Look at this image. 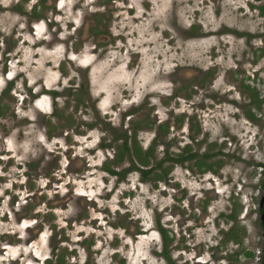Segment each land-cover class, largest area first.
<instances>
[{"label":"rangeland","instance_id":"rangeland-1","mask_svg":"<svg viewBox=\"0 0 264 264\" xmlns=\"http://www.w3.org/2000/svg\"><path fill=\"white\" fill-rule=\"evenodd\" d=\"M36 1L0 0V264H44L54 244L61 264H261L264 104L250 121L241 86L264 96L253 73L264 66V0H48L34 17L27 13ZM93 12L94 32L110 43L78 41ZM129 109L134 116L119 120L125 133L147 119L156 120L153 131L167 125L158 158L163 143L176 154L189 142L190 125L203 139L198 152L217 155L200 171L194 162L164 163L165 182L137 189L131 174L115 185L102 171L111 154L98 142L102 116L115 122ZM58 180L59 195L84 196V205L49 207ZM108 219L131 220L142 235L115 236L102 226ZM155 220L169 240L165 259L153 251L161 246L148 230Z\"/></svg>","mask_w":264,"mask_h":264},{"label":"flooded vegetation","instance_id":"flooded-vegetation-1","mask_svg":"<svg viewBox=\"0 0 264 264\" xmlns=\"http://www.w3.org/2000/svg\"><path fill=\"white\" fill-rule=\"evenodd\" d=\"M47 1L48 0H37L35 2L34 6L29 9V12L27 14H33V16L36 17L40 12H42L46 8ZM20 5H22V3L18 2V4L14 7H15V9L18 10L19 14L24 16V14H26V12L25 13L21 12L22 10H20L18 8ZM103 7H105L104 4H103ZM94 14H95V12H93L92 17L90 16V19L88 20V22L83 23L82 30H81L83 33V37H80L78 41L86 42V44L88 46H91V45L94 46V44L98 43V42L110 43V41H111L110 37L104 36L101 32H99V33L94 32L98 27L97 23L93 19ZM34 35H35V33H34ZM92 48L94 49V47H92ZM93 49H92V51H93ZM252 58H253L252 63H254V61H255L254 56H252ZM253 73H254V78H256V81H257L256 83H259V84L262 83L263 87H264V80L263 81L260 80L261 73H264V66L262 68L255 70ZM8 79H10V78H8ZM245 79H246V77H245ZM245 79L243 80V83H246ZM247 82H250V80H247ZM241 87H243V89L250 92L249 103H251L252 105H251V114L248 117L250 118V121H253L254 115L252 114V111H254V110L258 111L259 106L261 104H264V96L261 97V99H259V97H258L259 95L256 93L255 90L251 89L249 86H246V85H244V86L242 85ZM50 94H54V96H57L58 92L52 91V93H50ZM142 98L149 99V103L152 102L150 96H146V97L143 96ZM156 98H157V96H156ZM168 98H176L175 92L168 95ZM210 99H211V97L207 100H210ZM217 100H219V98H217L216 101ZM256 101H257V103H256ZM149 106L153 107V104L151 103ZM51 109H52V112H51L50 118L55 119L57 116V112H55L53 107ZM95 114H97V113H95ZM262 114H264V113H261L258 111V114H257L258 118H260L262 116ZM99 115H100V112H99ZM121 115H123V117L125 115L129 116L130 117L129 120H130L132 118V116H134V112H132L131 109H129L128 111L123 112V114L119 113V117H118L117 121H115V122H111V120H109V119L105 120V118L102 116V118L106 122V126H107L106 130H103L106 137L103 135L102 136L103 138L98 139L99 145H102V147H108V149L111 151V154L109 155L108 160L105 162V165L103 166L102 171L106 177H111V178L115 179V185H117V184H122V185L127 184L128 185V182H129L128 176L131 174H135V175L137 174V179H135L137 182V189L140 188L139 187L140 183L152 182V183L158 184L157 175L159 173L157 174V171H158V162L160 160H164L166 165H168V166L172 162V160H178V159H180V160L182 159L183 164H185L186 162H194L195 167L200 171L201 169L205 170V168H206L204 165L205 160H207L209 158H214L217 155L215 153L208 155V154H201L198 152L200 146L203 144L200 141H203V139L200 141L195 140V137L198 135L199 130L198 129H192L194 126L190 125L186 128V139L189 142L184 143L182 145H179V148H178L176 154L169 153L168 145L163 143V145H164L163 156L161 158H158L157 147L159 145L158 138H160V136H159L160 133L158 132V130L163 135L162 137H166L167 135L169 137V134L167 132V125H163V124L158 123V125L155 128V131H153V126L155 124H157V122H156V120L153 121L152 119L151 120L147 119V121L144 123L145 124L144 126H141L142 124L139 122H134L133 124H131L129 132L125 133L124 129L128 128V127H125L124 129L121 128V122H119V120L121 119ZM95 117H97V116H95V115L92 116V119L94 120V122H95V120H97ZM92 125L89 124L87 126V128L89 130L93 129ZM179 126L180 125H178V127ZM141 127H142L143 132H146L145 133L146 135H148V134L150 135V139L145 143V144H147L146 145L147 147H145L143 150L138 148L139 145L142 146V143L140 142V140L138 138V135L141 132ZM122 129L124 131H122ZM118 131H120V132H118ZM172 141H174V140H172ZM143 144H144V142H143ZM204 145H207V144L204 143ZM194 147L196 149H194V150L191 149ZM166 153H167V157L169 159L166 158ZM253 154H254V152L252 153V155ZM143 158H145L146 162L150 161L151 164L152 163H156V164L152 165L151 168H145L140 163ZM175 165H180V164H173L172 167ZM257 167H259V169H261L260 170L261 174L259 175V178H261V180L259 182V187L264 189V186H262V183L264 181V164L257 162ZM204 170H202V171H204ZM142 171H145V172L149 171V173H147L145 176H143L141 173ZM112 172H114V173H112ZM107 179H109V178H107ZM59 184H60L59 180L56 181V184H55L56 186L54 187L55 191L53 192L55 195L54 196V202L49 201L48 202L49 207L52 204L61 203L63 208L64 207H70L74 210L73 204L75 203L76 200H79V201L81 200L82 204L84 203V198H85L84 196L77 198L75 194L74 195L72 194L70 196H68L67 194L59 195V191H60ZM56 195H58V196H56ZM26 199L28 200L29 197H27ZM262 200H263V202H262ZM42 203L43 202H41L37 205L45 206ZM263 206H264V196L261 197V199L259 201V205H258V213L260 214L259 229L261 230V236H262V239L264 241V209H263ZM260 210H263V212L260 213ZM49 213H52V211L44 213L43 218L45 220H46V216L51 215ZM26 214H27V210H25L23 212V214H21V216H22V217L20 216L21 219L24 218ZM229 220H235V218L230 217ZM110 221L111 220L108 219V221L105 224H103L102 226H105L108 229V231H110L115 236H117L118 233H122L123 235H126V232H130V231L134 232V234L136 236L142 235L143 231L140 234L137 233V230L135 228L137 226L136 225L133 226V224H131V223H133V222H131V220H129V223L127 222V220L121 221L119 223H114V222H112V221L110 222ZM150 229L151 230L153 229V232L156 233V236H157V234L160 235L159 237L161 240V246L159 247L156 244L153 251H154V253L161 255L163 257V259H165V257L163 256L164 250L167 252L166 253L167 255L169 254V251L167 250L169 240L167 239L166 231L162 230L158 226L156 220L154 222H151V226L149 227L148 230H150ZM27 231H30V229L28 228ZM160 231H163L165 233V237H163V235L160 233ZM51 237H53V236L50 233L49 240L51 239ZM232 237L236 238V236H232ZM27 239H28L27 241L31 240L28 237H27ZM49 244H50V241H49ZM263 249H264V245H263ZM58 252H59V250H58L57 245L56 244L52 245L50 250H49V255L51 254V258H49L48 256H45L43 263L44 264H51L52 262H54V264H61V256ZM119 253H120L119 251H114V252H112V256L115 258L116 255ZM122 259L124 261H122ZM122 259L119 258V260H121V262H119V263H114L110 260V264H126L125 258L122 257ZM261 264H264V253H263L262 260H261Z\"/></svg>","mask_w":264,"mask_h":264},{"label":"trees","instance_id":"trees-1","mask_svg":"<svg viewBox=\"0 0 264 264\" xmlns=\"http://www.w3.org/2000/svg\"><path fill=\"white\" fill-rule=\"evenodd\" d=\"M262 10V12H263V15H264V7L261 9ZM257 100V99H256ZM256 103H257V101H256ZM166 158L167 159H169L168 157H167V153H166ZM145 162H146V160H145V158H143L142 160H141V164H145ZM165 163V161L164 160H160L159 162H158V169L159 170H161V172L157 175V179L159 180V181H163V182H165L166 180H165V176H166V174H167V169H163V168H161L162 167V165ZM173 164H183V160L181 159H178V160H172V162L169 164V168L171 169L172 168V165ZM167 167H168V165H167ZM112 173H114V172H112ZM142 173V175L143 176H145L147 173H149V171L148 172H145V171H142L141 172ZM262 186H264V181H263V183H262ZM263 209H264V206H263ZM263 212V210H260V213H262ZM160 233L163 235V237H165V233L163 232V231H160ZM167 252L164 250V253H163V256L165 257V258H167V254H166ZM246 257H249L250 256V254H248V253H245L244 254Z\"/></svg>","mask_w":264,"mask_h":264},{"label":"water","instance_id":"water-1","mask_svg":"<svg viewBox=\"0 0 264 264\" xmlns=\"http://www.w3.org/2000/svg\"><path fill=\"white\" fill-rule=\"evenodd\" d=\"M262 202H263V200H262Z\"/></svg>","mask_w":264,"mask_h":264}]
</instances>
